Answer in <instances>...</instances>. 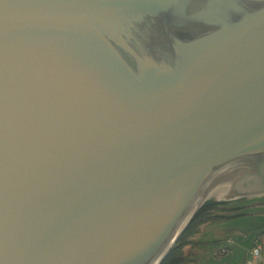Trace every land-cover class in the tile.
I'll return each mask as SVG.
<instances>
[{
  "label": "water",
  "instance_id": "water-1",
  "mask_svg": "<svg viewBox=\"0 0 264 264\" xmlns=\"http://www.w3.org/2000/svg\"><path fill=\"white\" fill-rule=\"evenodd\" d=\"M216 186L264 193V0H0V264H161Z\"/></svg>",
  "mask_w": 264,
  "mask_h": 264
},
{
  "label": "trees",
  "instance_id": "trees-1",
  "mask_svg": "<svg viewBox=\"0 0 264 264\" xmlns=\"http://www.w3.org/2000/svg\"><path fill=\"white\" fill-rule=\"evenodd\" d=\"M257 200H222L207 201L194 215L193 219L161 264H245L251 259V250L259 244V235L235 237L229 244L226 234L217 236L204 227L218 226L238 228L249 231L251 226L259 224L264 227V217H254L261 208H243ZM264 209V208H263ZM206 229V230H205ZM208 250V257L197 263L192 250Z\"/></svg>",
  "mask_w": 264,
  "mask_h": 264
},
{
  "label": "crops",
  "instance_id": "crops-1",
  "mask_svg": "<svg viewBox=\"0 0 264 264\" xmlns=\"http://www.w3.org/2000/svg\"><path fill=\"white\" fill-rule=\"evenodd\" d=\"M261 198H263V197H260V196L256 197L257 200L243 206V208H253V207L261 208L262 210H260L256 213H251L250 215H253L254 217H264V209H263V207L260 206V204H258V201H260ZM251 199H255V198H251ZM204 228H207V230L213 232L217 236H222L223 234H226L225 237L228 238L229 244L233 243V241H234L233 239L235 237H239V236L246 237V236H249L251 234H258L260 242L256 246H259L261 248L262 259H261V261L254 263V264H259V263L264 264V227L263 226L258 225L256 227H252L249 231H243V230L238 229V228H227V227H218V226H211V227H204ZM192 251L196 255L197 263H201V261H203L202 258L209 256L208 250H206V249L197 248V249H194ZM249 261L246 262L245 264H251Z\"/></svg>",
  "mask_w": 264,
  "mask_h": 264
},
{
  "label": "rangeland",
  "instance_id": "rangeland-1",
  "mask_svg": "<svg viewBox=\"0 0 264 264\" xmlns=\"http://www.w3.org/2000/svg\"><path fill=\"white\" fill-rule=\"evenodd\" d=\"M220 186H222V185H220ZM228 191L227 190H222V191H220V187H215L214 189H212L207 195H209L210 197H208L207 199H206V201L205 202H207V201H222V200H227V199H225L223 196H224V194H226ZM264 193H262V195H263ZM260 196V197H264V196ZM256 197H258V196H244V197H238V198H236V199H234V200H239V199H241V200H247V199H251V198H256Z\"/></svg>",
  "mask_w": 264,
  "mask_h": 264
},
{
  "label": "built area",
  "instance_id": "built-area-1",
  "mask_svg": "<svg viewBox=\"0 0 264 264\" xmlns=\"http://www.w3.org/2000/svg\"><path fill=\"white\" fill-rule=\"evenodd\" d=\"M261 259H262L261 248L259 246H256L254 249L251 250V259L249 262L251 264H254L261 261Z\"/></svg>",
  "mask_w": 264,
  "mask_h": 264
},
{
  "label": "flooded vegetation",
  "instance_id": "flooded-vegetation-1",
  "mask_svg": "<svg viewBox=\"0 0 264 264\" xmlns=\"http://www.w3.org/2000/svg\"><path fill=\"white\" fill-rule=\"evenodd\" d=\"M243 188H245V187H242V188L238 187L237 189L240 191V190L243 189ZM258 204H260V206L264 208V197L261 198L260 201H258ZM258 225H259V224H254V225L251 226V228H252V227H256V226H258ZM249 230H250V229H249Z\"/></svg>",
  "mask_w": 264,
  "mask_h": 264
},
{
  "label": "bare ground",
  "instance_id": "bare-ground-1",
  "mask_svg": "<svg viewBox=\"0 0 264 264\" xmlns=\"http://www.w3.org/2000/svg\"><path fill=\"white\" fill-rule=\"evenodd\" d=\"M208 197H210V196H209V195H206V196H205V198H208Z\"/></svg>",
  "mask_w": 264,
  "mask_h": 264
}]
</instances>
